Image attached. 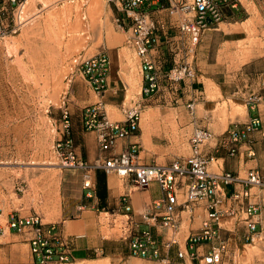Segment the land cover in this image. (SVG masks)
I'll return each instance as SVG.
<instances>
[{
  "label": "built area",
  "instance_id": "built-area-1",
  "mask_svg": "<svg viewBox=\"0 0 264 264\" xmlns=\"http://www.w3.org/2000/svg\"><path fill=\"white\" fill-rule=\"evenodd\" d=\"M28 0H0V39L17 33L26 23ZM116 12L115 21L127 35L128 45L141 62L143 84L141 100L133 106L122 107L123 119L113 120L105 108L104 97L109 88L110 57L100 52L79 63V71L99 99L86 105L82 111L83 129L95 135L98 156L96 168L106 174H115L135 189L157 184L162 192L144 214L151 227L140 229L134 225L130 233L129 251L136 258L164 264H237L229 249H237L238 241L233 230L222 222L232 218L245 224L247 243L264 242V177L258 168L249 169L242 177L232 171H212L210 163L217 162L216 154L225 151L235 157L240 147L248 142L250 133L262 128L258 114L259 103L264 101V72L260 93L247 97L252 115L247 122L235 123L222 134L215 135L209 128L196 127L189 140L191 154L168 164L141 162V146L130 143L116 151L119 144L140 130L142 111L154 99L179 102L186 89H194L195 97L186 103L194 115L196 98L202 92L199 76L193 65V54L201 44L206 30L234 17L241 9L240 0H107ZM171 62V66L167 65ZM63 120L56 151L60 166L84 170V187L92 188V170L84 161L73 136V124L68 107ZM213 142L214 154L205 153ZM249 156H253L250 152ZM129 193L122 197L126 213L132 210ZM202 208L205 216L199 226L181 237L180 226L187 213L191 222L194 210ZM198 218L201 216L198 214ZM164 228L170 238L163 248L171 249L180 240L188 251H177L174 260L163 256L162 243L155 230ZM28 238L31 254L36 260L8 261L0 264H67L71 262V240L64 237L56 223H46L38 213L23 215L18 210L4 213L0 207V237L8 234ZM209 249L200 254L197 249Z\"/></svg>",
  "mask_w": 264,
  "mask_h": 264
},
{
  "label": "rangeland",
  "instance_id": "rangeland-1",
  "mask_svg": "<svg viewBox=\"0 0 264 264\" xmlns=\"http://www.w3.org/2000/svg\"><path fill=\"white\" fill-rule=\"evenodd\" d=\"M93 1L28 0L24 26L0 39V207L7 202V211L36 212L44 222L56 216L63 200L62 167L55 148L62 111L69 108L75 138L77 127L87 132L82 124L83 108L99 99L95 93L92 100L89 97L92 89L79 71L81 60L100 52L115 55L124 81L130 76L120 102L107 107L111 117L114 112L122 119V106L141 100L140 59L118 27L113 7L101 0L97 13L92 14ZM240 2L237 15L206 30L194 51L193 65L202 92L194 115L184 105L162 107L157 99L143 108L142 126L147 121L175 124L178 141L155 137L154 142L178 157L190 154L189 138L196 126L221 134L248 119V91H253L257 77L264 72V0ZM60 41L62 56L58 53ZM147 110L149 117L144 116ZM237 114L238 119L230 118ZM168 117L171 119L166 121ZM116 222L120 232L121 220ZM187 227L183 229L187 231ZM7 237L9 234L0 237V242L9 240ZM239 259L242 264H264V249H244Z\"/></svg>",
  "mask_w": 264,
  "mask_h": 264
},
{
  "label": "crops",
  "instance_id": "crops-1",
  "mask_svg": "<svg viewBox=\"0 0 264 264\" xmlns=\"http://www.w3.org/2000/svg\"><path fill=\"white\" fill-rule=\"evenodd\" d=\"M244 32L246 33V29H244ZM122 56L127 60L125 55ZM127 66L129 68V63H127ZM129 79L130 76H128V80ZM261 79L262 75L257 77V82L255 81L253 84L255 88L251 89L253 91H248V96L260 93ZM128 80L127 82L124 81L122 77V67L118 65L115 55L110 57L109 88L103 99L107 112V107H116L120 102L122 96L121 92L123 90H128ZM194 87H198L199 89L198 84H195ZM194 89L187 88V93L183 95V99L177 103L164 102L161 99L157 100V102H159L162 107L174 108L180 105L186 107L187 101L196 95ZM91 91L92 93L90 92L89 97L92 100L94 91ZM207 94H211L210 84L207 85ZM199 99L200 97L196 98V105ZM247 110L248 121L250 117L257 114V112H252L249 107H247ZM258 114L262 119V128L255 129L250 133L248 142L240 147V152L237 156L230 157L225 151L217 153V162L213 161L210 163V170H226L241 175L242 173H247L249 169L258 168L264 177V101L259 103ZM108 115L111 119L120 120L119 115L114 112L112 113V117L109 112ZM121 115L123 119L122 109ZM144 116L149 117L150 111H145ZM170 119L171 118L168 117L166 121ZM174 131L177 133L175 124L172 122H170V124L165 122L161 124L155 121H147L145 126H142L141 119L139 132L119 144L116 151H120L122 146H126L130 143H139L141 146L140 157L142 163L161 165L171 163L181 157L176 156L175 153H170L164 146L156 144L154 138H169L173 141H178L179 136H176L178 133L176 134ZM212 132L215 135H220L216 134L214 131ZM74 139L84 161L91 167L92 188L88 189L84 187L83 169L62 168L60 188L63 200L55 218L46 222L56 223L61 234L66 238H70L72 244V249L70 251L71 262L67 264H164L161 260L151 261L133 257L130 255L129 251L130 233L128 231L134 225L138 226L140 229L151 227L149 223H147L144 214L155 201L161 199L162 192L159 186L157 184H151L149 187L139 190L130 187L127 181L120 179L115 174H106L103 169L95 167L98 156V146L95 135L84 132L83 130L81 131V129L77 127ZM212 147L213 142H210L204 149L205 153L214 154ZM250 152L253 156H249ZM127 193H129L128 203L132 206V210L129 213H126L124 210L122 202V197ZM2 205L3 208H1L4 213L10 212L7 211V202H4ZM198 214L201 216L200 218L197 217ZM182 215L184 218L181 221L180 234L181 237L184 238L189 231L199 226L201 218L205 216V212L202 208L195 209L191 222L189 221L190 219L188 220L189 217L187 213H182ZM119 219L122 223L120 232L116 229V221ZM186 224L188 226L187 231L183 229ZM222 225L226 229L235 232L238 246L237 249H229V251L232 253L231 258L234 259L237 264H242V261L239 259L240 251L244 249H264L263 241L254 244L246 242L248 230L244 223L235 222L234 219L229 218L224 220ZM153 230L156 231L158 239L162 243L161 252L163 256H169L175 260L178 250L184 252L188 251L183 240H180L178 244H174L171 249L163 248V244L170 238L169 231L161 227H158L156 230L154 228ZM8 239L7 241L3 240L0 242V263L2 261L29 262L36 260V257L31 254L27 237L10 233ZM204 248L205 249L201 248L197 250L200 254H203L209 250L207 249L208 245L204 246ZM187 263L190 264L189 262Z\"/></svg>",
  "mask_w": 264,
  "mask_h": 264
},
{
  "label": "bare ground",
  "instance_id": "bare-ground-1",
  "mask_svg": "<svg viewBox=\"0 0 264 264\" xmlns=\"http://www.w3.org/2000/svg\"><path fill=\"white\" fill-rule=\"evenodd\" d=\"M101 0H94L93 2H91L92 3V14H95V13H97L96 11L99 9V6L101 5L100 2ZM28 2V1H27ZM248 2V1H247ZM76 5V4H75ZM90 5V4H89ZM87 7H90V6H87ZM81 9V8H80ZM102 9V8H101ZM248 10V9H247ZM78 11V10H77ZM90 12V11H89ZM76 13V12H75ZM79 13V12H78ZM103 13V12H102ZM80 14V13H79ZM101 15V14H100ZM97 17V16H96ZM98 18V17H97ZM254 18V17H253ZM92 19H95V17H93ZM85 26V25H84ZM92 26V25H91ZM250 27H251V25H249ZM63 27V26H62ZM249 27V28H250ZM86 28V27H85ZM109 28V27H108ZM244 28V27H243ZM246 28H248V27H246ZM111 29V28H110ZM245 29V28H244ZM251 29V28H250ZM62 30V29H61ZM74 30H76V29H73V31ZM108 31V30H107ZM68 32V31H67ZM75 33V32H74ZM109 33V32H108ZM64 37V36H63ZM74 37V36H73ZM72 37V38H73ZM81 37V36H80ZM58 38V37H57ZM81 40V39H80ZM70 41V40H69ZM110 42H111V39H110ZM57 44H58V53H59V55L60 56H62V45H63V42L62 41H60V42H57ZM4 49V48H3ZM68 51H69V49H68ZM71 53V52H70ZM251 54V53H250ZM253 54V53H252ZM70 55H72V54H70ZM255 55V54H254ZM250 57V56H249ZM63 58V57H62ZM58 72H59V70H58ZM66 74V73H65ZM64 75V74H63ZM56 77V76H55ZM60 78V77H59ZM63 78V77H62ZM61 78V79H62ZM60 79V80H61ZM55 80V79H54ZM134 82V81H133ZM132 82V83H133ZM60 83V82H59ZM67 83V82H66ZM56 84V83H55ZM134 84V83H133ZM45 86V85H44ZM60 86V85H59ZM64 86V85H63ZM131 87H133V85L131 86ZM59 88V87H58ZM66 89V88H65ZM132 90V89H131ZM129 94H130V92H129ZM147 115V114H146ZM230 115V114H229ZM232 120L233 119H238L239 118V116H238V114L237 115H232L231 117H230ZM172 132V131H171ZM174 133H176L175 131H174ZM177 134V133H176ZM176 136H178V135H176ZM174 137H175V135H174ZM177 140V139H176ZM54 196V195H53ZM187 230V229H186Z\"/></svg>",
  "mask_w": 264,
  "mask_h": 264
}]
</instances>
